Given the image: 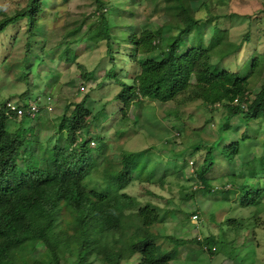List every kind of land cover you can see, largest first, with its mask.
I'll use <instances>...</instances> for the list:
<instances>
[{
    "label": "trees",
    "instance_id": "trees-1",
    "mask_svg": "<svg viewBox=\"0 0 264 264\" xmlns=\"http://www.w3.org/2000/svg\"><path fill=\"white\" fill-rule=\"evenodd\" d=\"M50 1L27 0L24 8L0 20V34L8 26L24 21L29 36H36L40 14ZM149 1L156 4L157 0ZM103 6L99 2L97 11L104 32L98 34L91 25L89 32L92 38L104 40L107 47L112 66L105 72L103 80L119 87L109 103L120 105L114 117H123L119 125L130 107L140 106L143 100L168 103L179 93H184L182 103L200 101L212 109L222 107L228 114L221 132L231 130L229 121L234 116L241 118L245 125L250 121L264 120V57L257 54L249 74L245 76L240 70H224L221 61L237 53L241 45L249 42V36L246 35L239 43L230 42L226 31L215 20L206 23L198 18L197 13L205 8V1L161 0L158 11L168 23L162 27L163 34L156 35V39L150 31L141 33V38L137 39L134 27L120 16L108 17L102 12ZM82 26L83 22L67 31L61 59L73 60L69 47L81 37ZM113 29H116V35L112 34ZM198 35L200 40H197ZM192 36L193 55L188 53L183 39ZM30 39L32 37L26 42L24 57L31 51ZM114 45L128 46L134 56H143L138 62L139 71L131 76L132 85L118 77L113 63ZM155 52L157 57L151 58ZM79 69L81 77L87 80L91 74L82 66ZM252 90L256 91L251 94ZM5 100L9 99L0 101V264H59V251L75 254L72 264H91L94 260L101 264H122L123 261L130 264H169L175 258L179 245L194 244L211 256L222 251L219 247L221 241L212 235L196 236L191 240L170 238L174 244L171 249L156 243L157 235L149 227L157 220L158 209L152 204L140 206L135 197L121 192L134 181L132 169L148 151L124 152L119 171L108 173L110 176L100 179L99 184L92 183L90 173L96 167V156L99 157L105 148L107 131L99 132L91 126L95 118L104 113V107L90 122L79 123L78 115L85 106L91 105L88 97L84 96L79 103L66 105V110L73 106L72 111H65L58 123L53 122L51 131L45 127L48 119L42 114L33 120L22 117L18 120L19 127L10 131L7 124L11 119L5 115ZM168 115L178 118L174 111ZM24 121L30 124L24 127ZM110 124L107 128L111 127ZM162 128L160 125L159 130ZM232 130L237 132V129ZM52 131L54 140L50 136ZM58 133L62 134L57 136ZM36 136L40 139L37 142L34 141ZM248 139V131L243 132L234 142L223 147L220 158L232 162L241 155L240 148ZM50 142H53L52 157L46 159L38 146ZM257 143V136H253L247 145L256 146ZM261 143L260 159L264 163V139ZM184 146L182 152L171 154L175 157L170 158L175 160L185 151L194 153L200 150L196 144ZM213 158L212 149L207 150L202 164L194 172L198 182L208 191L212 190L208 187L206 175L213 166ZM221 187L225 192L231 190L225 184ZM240 190L239 207L261 203L258 197L264 192L262 188L253 191L241 185ZM192 196L193 192L188 198ZM246 219L240 217L225 223L233 226L232 229L238 227V230L246 226ZM232 253L229 249L225 252L227 256Z\"/></svg>",
    "mask_w": 264,
    "mask_h": 264
},
{
    "label": "rangeland",
    "instance_id": "rangeland-1",
    "mask_svg": "<svg viewBox=\"0 0 264 264\" xmlns=\"http://www.w3.org/2000/svg\"><path fill=\"white\" fill-rule=\"evenodd\" d=\"M201 1H205V8L198 11L197 17L206 23L215 20L226 31L228 41L239 43L246 35L249 36V42L241 45L237 53L221 61L228 72L240 70L244 76L249 74L254 57L257 54L264 57V0ZM99 2L104 5L102 12L107 13L108 17L113 19L120 16L134 27L137 39L146 31H150L156 39V35L163 34L162 27L168 23L158 11L161 0H157L156 4L149 0H51L44 5L40 14L36 36L31 35L29 55L24 57L26 42L31 38L24 21L8 26L0 34V99L20 100V96H23L26 98L22 97L21 101L39 98L43 104L44 99L49 97V111L42 113L48 119L45 127L49 131L52 130L51 124L58 123L65 111H72L73 106L66 110V105L79 103L84 96L88 97L91 105L82 109L77 117L79 123L90 122L104 107V113L98 115L91 126L99 132L107 131L105 148L99 157L96 156V167L90 173L92 183L99 184L100 179L105 180L110 176L108 173L119 171L126 152L146 150L148 152L139 158L140 163L132 169L134 181L121 192L135 197L140 206L152 204L158 209L157 220L149 227L157 235L156 243L162 248L171 249L174 244L170 238L191 240L203 235H212L221 241L219 247L222 251L212 256L194 244L179 245L175 258L169 264H264V192L258 197L261 203L239 207L241 185L253 191L259 187L264 190V163L260 159L264 120L250 121L245 125L241 118L234 116L229 121L231 130L221 132L228 114L222 107L212 109L200 101L182 103L184 93H179L168 103L143 100L140 106L130 107L119 125L123 117H114L120 105L109 104L119 87L103 80L105 72L112 66L107 47L104 40L92 38L89 32V25L98 34L104 32L98 20ZM26 3L27 0H0V20L13 16ZM81 22L82 35L70 45L73 60L68 62L60 58L67 41L66 34ZM112 34L116 35V29ZM193 37L183 38L188 53L192 55ZM197 38L200 40L199 35ZM113 52L118 77L132 85L130 79L139 71L138 62L142 54L134 56L128 46L117 45L113 46ZM156 57L157 52L151 54V58ZM79 66L91 74L87 80L81 77ZM171 111L176 112L178 118L169 116ZM28 124L30 122L24 121L23 126ZM109 124L111 127L107 128ZM160 125L163 128L159 130ZM7 127L14 131L19 127V121H8ZM232 129H237V132ZM247 131L250 139L240 148L241 155L230 163L220 158L223 147ZM50 136L54 140L53 131ZM253 136H257L258 143L248 146ZM38 140V136L34 137L35 142ZM185 144L199 145L200 150L194 153L185 151L175 160L170 158L182 152ZM38 147L42 157H52L50 150L53 142ZM209 149H212L214 158L206 177L212 191L205 189L194 173ZM224 184L231 189L229 192L221 187ZM232 184L235 186L231 187ZM192 192L193 196L188 198ZM193 215L198 218L193 220ZM240 217L247 218L244 228L232 229L233 226L225 223L226 220ZM133 221L136 222L135 219ZM129 229L133 231V228ZM228 249L230 253L233 252L229 256L225 254ZM58 256L59 264H72L76 257L64 251H59ZM91 264L101 263L94 260ZM122 264L130 263L123 261Z\"/></svg>",
    "mask_w": 264,
    "mask_h": 264
},
{
    "label": "built area",
    "instance_id": "built-area-1",
    "mask_svg": "<svg viewBox=\"0 0 264 264\" xmlns=\"http://www.w3.org/2000/svg\"><path fill=\"white\" fill-rule=\"evenodd\" d=\"M4 110L6 116H14L18 119L23 116L34 118L39 111V103L32 101L26 103H20L13 100L6 101L4 103Z\"/></svg>",
    "mask_w": 264,
    "mask_h": 264
},
{
    "label": "clouds",
    "instance_id": "clouds-1",
    "mask_svg": "<svg viewBox=\"0 0 264 264\" xmlns=\"http://www.w3.org/2000/svg\"><path fill=\"white\" fill-rule=\"evenodd\" d=\"M23 98H26V97H23ZM21 99H22V97L20 98V100H16V99H9V100H5V102L6 101H18V102H20V103H26V102H24V100H22L21 101ZM0 101H2L1 99H0ZM30 101V100H29ZM29 101H27V102H29ZM44 103L43 104H41L40 103V99L39 98H35V100H33L32 102H37V103H39V111H38V113H37V115L38 114H42L43 112H47V111H49V108H50V106H51V103H50V101H51V99L49 98V97H46L45 99H44ZM36 115V116H37ZM36 116L34 117V118H36ZM23 117H26V118H28V119H31V120H33L34 118H29V117H27V116H23ZM8 119H11V120H13V119H16L17 121L18 120H20V119H22V117L21 118H16V117H14V116H8ZM94 145V143L93 142H91V144H90V146H93ZM193 217H195V218H193ZM192 219L193 220H196L197 218H196V215H193L192 216Z\"/></svg>",
    "mask_w": 264,
    "mask_h": 264
}]
</instances>
